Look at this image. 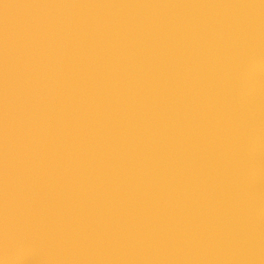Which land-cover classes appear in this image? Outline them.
<instances>
[{
  "label": "water",
  "instance_id": "95a60500",
  "mask_svg": "<svg viewBox=\"0 0 264 264\" xmlns=\"http://www.w3.org/2000/svg\"><path fill=\"white\" fill-rule=\"evenodd\" d=\"M6 107L13 264H264L260 0H0V242Z\"/></svg>",
  "mask_w": 264,
  "mask_h": 264
},
{
  "label": "clouds",
  "instance_id": "9594fccd",
  "mask_svg": "<svg viewBox=\"0 0 264 264\" xmlns=\"http://www.w3.org/2000/svg\"><path fill=\"white\" fill-rule=\"evenodd\" d=\"M261 4H264V0H260ZM239 40V33L237 32L236 35H234L226 45V47H230L234 49L233 56H238L239 53L236 51L238 49V43ZM211 51V49H210ZM5 105H7V93L5 94ZM5 171H4V185H5V200H4V230H3V236H2V242H0V251H2V255H0V264H13L8 258L9 251H10V237H9V231H8V192H7V185H8V179H7V107L5 108Z\"/></svg>",
  "mask_w": 264,
  "mask_h": 264
},
{
  "label": "snow or ice",
  "instance_id": "6c2138e0",
  "mask_svg": "<svg viewBox=\"0 0 264 264\" xmlns=\"http://www.w3.org/2000/svg\"><path fill=\"white\" fill-rule=\"evenodd\" d=\"M262 5V7H264V4H261Z\"/></svg>",
  "mask_w": 264,
  "mask_h": 264
}]
</instances>
